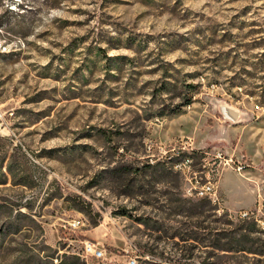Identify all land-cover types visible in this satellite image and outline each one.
Returning <instances> with one entry per match:
<instances>
[{"label":"rangeland","instance_id":"374dc122","mask_svg":"<svg viewBox=\"0 0 264 264\" xmlns=\"http://www.w3.org/2000/svg\"><path fill=\"white\" fill-rule=\"evenodd\" d=\"M0 110V264H264V0H0Z\"/></svg>","mask_w":264,"mask_h":264},{"label":"built area","instance_id":"2783aa9c","mask_svg":"<svg viewBox=\"0 0 264 264\" xmlns=\"http://www.w3.org/2000/svg\"><path fill=\"white\" fill-rule=\"evenodd\" d=\"M0 135L9 136V124L7 122L6 113L0 110ZM192 153L185 155V153L178 154L177 158L179 160L174 165V169L183 175H186L187 172H190L192 167H196L194 162V158H192ZM181 156H191V163H181ZM209 153H203L200 157V163H198V167L201 168L200 171L194 173V179L191 182V186L187 188V193L191 198H196L199 200H207L214 206L220 204V199L218 196V180L220 176V171L217 169H209L206 170L207 157ZM214 160L216 163H220V166L226 167L230 165L229 159H226L222 152H216L214 155ZM34 161V159L32 158ZM36 162V161H34ZM233 162V161H232ZM203 168V169H202ZM239 172L245 169L244 165H238L236 168ZM202 173V174H201ZM197 174H201L200 177ZM52 177V176H51ZM264 186V180H263ZM70 226L74 229L80 228L84 226V221H73ZM78 256L81 258L88 260V259H95L97 261H101L102 263L106 264H118V256L109 252V250L105 246H100L96 242L91 241H84L83 247ZM125 264H138V257H130L126 260Z\"/></svg>","mask_w":264,"mask_h":264},{"label":"trees","instance_id":"16d2710c","mask_svg":"<svg viewBox=\"0 0 264 264\" xmlns=\"http://www.w3.org/2000/svg\"><path fill=\"white\" fill-rule=\"evenodd\" d=\"M191 86L190 88H195L193 85H189ZM16 152L19 151V149L17 148L15 150ZM121 172L123 171V169H119ZM11 172V169H10ZM120 172V174H121ZM81 200V199H80ZM83 202V201H82ZM75 209L79 210L80 212H86V207H84V203H80V202H75ZM207 201L206 200H201L200 203L197 205L198 209L201 210L203 209L205 206H207ZM19 216H23L21 213L19 214ZM97 223H94V227H97ZM184 241V240H183ZM245 251V250H244ZM250 253L252 254H256V255H264V248L261 250H257V251H251L249 250ZM147 264H149V262H146ZM153 263V262H150ZM59 264H84L83 262L80 261V259L78 257L75 256H67V255H63V257H61L60 263ZM153 264H157V263H153ZM164 264V263H161ZM166 264H172L170 263H166Z\"/></svg>","mask_w":264,"mask_h":264},{"label":"bare ground","instance_id":"6f19581e","mask_svg":"<svg viewBox=\"0 0 264 264\" xmlns=\"http://www.w3.org/2000/svg\"><path fill=\"white\" fill-rule=\"evenodd\" d=\"M233 115V114H232Z\"/></svg>","mask_w":264,"mask_h":264}]
</instances>
